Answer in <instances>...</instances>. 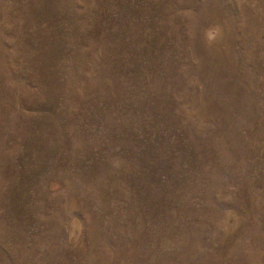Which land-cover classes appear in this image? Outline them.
<instances>
[{"label": "rangeland", "instance_id": "rangeland-1", "mask_svg": "<svg viewBox=\"0 0 264 264\" xmlns=\"http://www.w3.org/2000/svg\"><path fill=\"white\" fill-rule=\"evenodd\" d=\"M0 264H264V0H0Z\"/></svg>", "mask_w": 264, "mask_h": 264}]
</instances>
